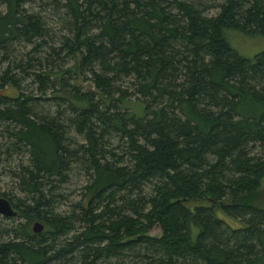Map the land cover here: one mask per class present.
Masks as SVG:
<instances>
[{"label":"trees","instance_id":"trees-1","mask_svg":"<svg viewBox=\"0 0 264 264\" xmlns=\"http://www.w3.org/2000/svg\"><path fill=\"white\" fill-rule=\"evenodd\" d=\"M45 1L0 0V164L24 196L0 192L23 219L0 264H264V51L225 37L264 36V0Z\"/></svg>","mask_w":264,"mask_h":264},{"label":"rangeland","instance_id":"rangeland-1","mask_svg":"<svg viewBox=\"0 0 264 264\" xmlns=\"http://www.w3.org/2000/svg\"><path fill=\"white\" fill-rule=\"evenodd\" d=\"M218 1L219 0H205L206 5H208L209 7L208 9H206L205 14L213 15L215 12H217L218 9L216 8V4L218 3ZM45 3H48V1L46 0ZM26 6L29 9L32 7L34 10H38V11L42 10V13L46 17L49 23V26H50L51 32L49 33L48 38L51 37L52 35L53 38L56 40L60 36V34L64 32L65 24H63L58 19V16L53 11H50L51 7H49L50 9L47 7H43L39 1L30 2ZM48 6H51V5H48ZM3 9H4V6L0 4V10L2 11ZM225 37L228 43L230 44V46L243 56L252 58L256 53L264 51V36L257 35V34L249 35V34H245L240 31H237V30L228 29L225 31ZM66 61L68 64L71 62L70 58H67ZM80 83L82 87L85 89L91 88L90 82L87 80L81 81ZM128 105L132 107V109L134 110V113L137 116L142 114L143 106L141 103H137V100H135L134 98L131 99ZM126 111L130 112V110L128 109ZM78 139L81 141V138H78ZM1 141L3 142V140H0V142ZM110 142L113 145L121 144V141H118L115 137L112 140H110ZM123 147H124L123 144H121L119 150H121ZM108 149H111V147L109 146ZM255 150L253 151L255 152ZM257 150L259 149L257 148ZM21 157H22V154L14 155L13 162L11 165L14 166L17 163H19L18 161H19V158ZM24 158L26 160V155L24 156ZM5 164H7V162H4L2 160V164H0V192H11L12 195L16 196L17 198H23L24 197L23 194H21V192L17 189L16 180H13L12 178L8 177L7 174L2 170ZM77 167L79 166L75 165V169L73 170V172L72 171H71L72 173L70 172L67 183H65L62 186V193L64 194L66 199L63 201H59L57 203V211L68 209L69 202L73 200L74 201L79 200L82 197L83 193L85 192L84 186L86 183H88V175H86L85 172L80 171ZM261 189L264 193V178L261 182ZM219 216H222V215H219ZM222 217L229 224V226L231 227L239 226V223H237L238 221L234 219H230L229 217H226V216H222ZM18 221H23V219L22 218L19 219L15 217L8 218V217L0 215V224L2 227H9L12 224L13 225L16 224ZM160 233L161 231L157 225L153 226L149 230V234L152 236H158L160 235ZM4 238H7V236H5ZM114 261H115L114 259H111L109 261V264H113Z\"/></svg>","mask_w":264,"mask_h":264},{"label":"water","instance_id":"water-1","mask_svg":"<svg viewBox=\"0 0 264 264\" xmlns=\"http://www.w3.org/2000/svg\"><path fill=\"white\" fill-rule=\"evenodd\" d=\"M0 215L5 217H15L17 215V210L13 207L12 202L3 196L0 197ZM43 228V224L38 221H35L32 225L34 233L41 232Z\"/></svg>","mask_w":264,"mask_h":264}]
</instances>
